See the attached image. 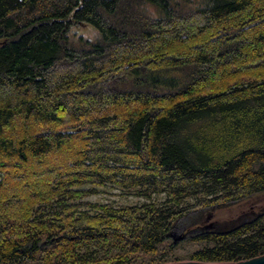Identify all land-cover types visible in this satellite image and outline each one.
<instances>
[{
  "label": "trees",
  "instance_id": "obj_1",
  "mask_svg": "<svg viewBox=\"0 0 264 264\" xmlns=\"http://www.w3.org/2000/svg\"><path fill=\"white\" fill-rule=\"evenodd\" d=\"M177 225L264 253V0H0V264H158Z\"/></svg>",
  "mask_w": 264,
  "mask_h": 264
},
{
  "label": "rangeland",
  "instance_id": "obj_2",
  "mask_svg": "<svg viewBox=\"0 0 264 264\" xmlns=\"http://www.w3.org/2000/svg\"><path fill=\"white\" fill-rule=\"evenodd\" d=\"M73 30L76 33H81L84 36L91 37L95 34V30L84 23L77 24L73 27ZM84 187H91L94 188L95 191H91L87 193L85 196H83V199L89 200V201H98V202H111L114 205L118 204H132L141 201L143 198L136 193H134L131 189H121L119 187H115L112 185H91V184H85ZM93 189V190H94ZM237 212V209L235 208H229V207H221V209H217L214 212V219L217 220H226L228 218H231L235 215ZM175 232L180 231H186L181 228V226L177 225L172 229ZM201 230H195L194 228L191 229V232L187 234V236L177 241L175 246V253L177 258H173L168 261H176V260H189L191 259L189 257V253L198 245L197 242L187 240L188 237L192 235H201ZM170 238V237H169ZM172 241V239L170 238ZM161 263V262H160Z\"/></svg>",
  "mask_w": 264,
  "mask_h": 264
},
{
  "label": "water",
  "instance_id": "obj_3",
  "mask_svg": "<svg viewBox=\"0 0 264 264\" xmlns=\"http://www.w3.org/2000/svg\"><path fill=\"white\" fill-rule=\"evenodd\" d=\"M191 230L175 232L170 230L168 236L172 239V243L184 239ZM158 264H264V253L235 261H204V260H176V261H164Z\"/></svg>",
  "mask_w": 264,
  "mask_h": 264
}]
</instances>
